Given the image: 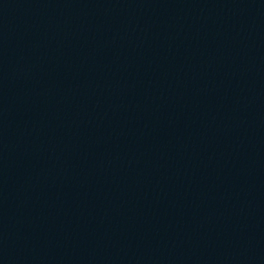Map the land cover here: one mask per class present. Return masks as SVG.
Wrapping results in <instances>:
<instances>
[{"label":"water","instance_id":"1","mask_svg":"<svg viewBox=\"0 0 264 264\" xmlns=\"http://www.w3.org/2000/svg\"><path fill=\"white\" fill-rule=\"evenodd\" d=\"M264 182V0H0V264H231Z\"/></svg>","mask_w":264,"mask_h":264}]
</instances>
